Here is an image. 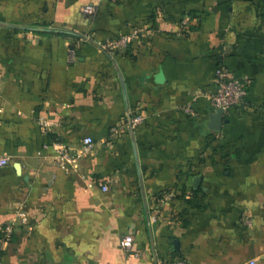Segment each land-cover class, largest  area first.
I'll list each match as a JSON object with an SVG mask.
<instances>
[{
	"label": "crops",
	"instance_id": "crops-1",
	"mask_svg": "<svg viewBox=\"0 0 264 264\" xmlns=\"http://www.w3.org/2000/svg\"><path fill=\"white\" fill-rule=\"evenodd\" d=\"M222 66L247 108L215 130ZM0 155L4 264H264V0H0Z\"/></svg>",
	"mask_w": 264,
	"mask_h": 264
},
{
	"label": "built area",
	"instance_id": "built-area-1",
	"mask_svg": "<svg viewBox=\"0 0 264 264\" xmlns=\"http://www.w3.org/2000/svg\"><path fill=\"white\" fill-rule=\"evenodd\" d=\"M84 10L89 13H94L96 7L94 5H87ZM189 18L184 19V25L189 22ZM145 32L141 29H134L129 33L120 35L116 39L107 40L104 43H99L101 49L108 53H115L117 51H126L129 49L131 43L139 37H144ZM249 81L245 77L234 75L226 67H220L216 74V88L214 91L207 94L208 99L212 102L216 109H223L224 111L230 110L232 108H247L246 98L248 95ZM184 110L192 115L196 116V110L192 104H188L184 107ZM145 119V112L142 107H138L136 111L132 114L131 119L127 121L129 127L133 128L141 124ZM121 132L120 127H116L112 130V136H117ZM94 143V139L90 136L85 137L84 147L89 150ZM59 151L56 161L61 166L74 165L75 157L71 152V149L65 144L57 143L55 145ZM76 156H79L77 154ZM11 159L8 156L0 155V167L7 166L10 164ZM109 182V179L105 180ZM104 187H108L103 183ZM22 219L27 220L25 213H22ZM12 230V226L6 227V235L9 237ZM134 235L125 234L121 239V247L126 253H130L133 248ZM0 264H4L2 248L0 247ZM157 264H189V262L181 257H170L165 256L158 259ZM251 264H255L254 261Z\"/></svg>",
	"mask_w": 264,
	"mask_h": 264
},
{
	"label": "water",
	"instance_id": "water-1",
	"mask_svg": "<svg viewBox=\"0 0 264 264\" xmlns=\"http://www.w3.org/2000/svg\"><path fill=\"white\" fill-rule=\"evenodd\" d=\"M99 46V45H98ZM100 47V46H99ZM132 117L130 111H128V119L130 120ZM225 119V111L223 109H217L214 113L211 114V121L209 123L210 127L215 130H221ZM200 178L195 179L194 182L197 184Z\"/></svg>",
	"mask_w": 264,
	"mask_h": 264
}]
</instances>
